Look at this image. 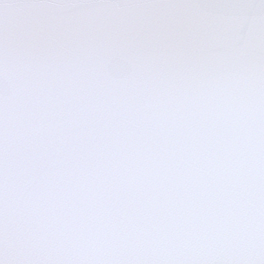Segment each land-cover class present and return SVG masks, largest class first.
Masks as SVG:
<instances>
[{
    "label": "snow or ice",
    "instance_id": "snow-or-ice-1",
    "mask_svg": "<svg viewBox=\"0 0 264 264\" xmlns=\"http://www.w3.org/2000/svg\"><path fill=\"white\" fill-rule=\"evenodd\" d=\"M0 264H264V0H0Z\"/></svg>",
    "mask_w": 264,
    "mask_h": 264
}]
</instances>
